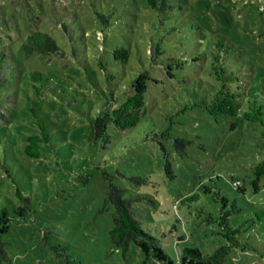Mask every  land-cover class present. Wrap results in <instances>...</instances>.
Listing matches in <instances>:
<instances>
[{"label": "rangeland", "instance_id": "obj_1", "mask_svg": "<svg viewBox=\"0 0 264 264\" xmlns=\"http://www.w3.org/2000/svg\"><path fill=\"white\" fill-rule=\"evenodd\" d=\"M172 1L186 3L208 39L232 43L237 58L250 61L253 80L264 82L261 0ZM163 25L171 24L141 0H0V52L14 60L16 72L6 86L11 92L0 95V206L9 207L11 219L2 236L9 261L0 258V264H143L135 243L123 257L111 241L112 208L101 211L108 176L126 197L141 198L133 211L172 264H181L185 247L209 256L227 244L221 226L227 218L244 247L232 248L224 264H264V212L255 215L264 210V176L254 173L264 160V125L244 122L229 131L227 119L216 121L196 107L181 111L193 103L189 91L201 89L200 62L178 80L160 79L148 94L149 114L137 126L110 127L106 145L92 137L91 122L151 67L153 43L162 41L161 59H187L185 41L192 50L201 47L199 34L186 39L179 31L167 34ZM36 31L59 48L39 64V57L17 52ZM121 46L132 58L119 68L112 58ZM33 70L42 81L29 80ZM7 71L0 69V79ZM32 109L52 139L38 158L24 151L37 120ZM175 137L191 142L184 155L176 152ZM242 182L244 194L231 185ZM17 192L28 209L15 211L25 205ZM151 264L161 263L152 257Z\"/></svg>", "mask_w": 264, "mask_h": 264}, {"label": "trees", "instance_id": "obj_2", "mask_svg": "<svg viewBox=\"0 0 264 264\" xmlns=\"http://www.w3.org/2000/svg\"><path fill=\"white\" fill-rule=\"evenodd\" d=\"M141 1L145 4L146 9L162 16L163 22L171 24L167 27L163 25L167 34L179 31L185 35L186 39H190V36H194V34H199L200 37L195 35V37L197 36L195 42L201 47L198 50H192L191 43L185 41L187 59L184 56H170L161 59L159 55L164 53L162 41L153 43L149 50L151 67H143L131 80V84L123 94L115 100V104L91 122L92 137L101 139L106 145L111 142L110 127L124 131L137 126L149 114L148 94L151 90L159 89L160 79L165 78L169 82L178 80L179 76L188 75V68L196 66L198 62H200L199 68L204 73V78L200 79L201 89L189 91L190 97L194 99L193 103H185L180 108L181 111L196 107L216 121L227 119L229 131H234L244 122L264 125V111L260 101L261 98L264 100V82L257 83L253 80L250 61L238 59L236 47L224 37L221 36V39L217 40L208 39L200 24L194 20V15L187 8L186 3H178L172 0ZM261 1L264 6V0ZM195 28L198 32L195 31ZM17 52L23 55H32L34 58L39 57L37 58V64H39L44 56L58 54L59 48L54 39L47 33L36 31L28 35L25 43L18 46ZM113 58L114 65L119 68L124 67L130 64L132 52L127 46H121L113 51ZM188 62L189 64H187ZM12 65L15 66L14 60H8L5 53L0 52V69L8 70L7 77L0 79V95H7L11 92V88L7 89L6 86L11 85L16 76L15 70L11 68ZM153 65H160V72H157L159 68ZM102 69L106 71L104 66ZM29 74V80L33 82L43 80V74L39 71L33 70ZM112 78L111 75L108 76V79ZM202 84L204 85L202 86ZM31 111L37 120L33 121V125H31L32 133L25 137L24 151L29 156L38 158L40 157V149L43 146H49L52 139L43 119L38 117L36 110L32 109ZM168 132L169 130L166 131V134ZM190 143L188 139L181 137H175L173 140L175 150L180 155L185 154ZM254 173L257 176H264V160L255 166ZM108 178V190L101 211L109 209V206L112 208L110 237L111 241L121 251L122 256L126 257L131 244L135 243L145 256L143 264H151L152 257L161 264H172V260L168 259L166 253L154 245V239L144 232L137 214L133 211L134 201H139L141 198L126 197L124 190L113 183L112 177L108 176ZM231 185L240 194L246 192L245 184L237 183L234 186L231 183ZM16 195L25 205L15 207V211L28 209L27 199L20 192H17ZM194 197L195 194L185 199L191 201ZM8 209V206H0V258L6 261H9V257L5 249L6 242L2 241V236L9 229L11 219ZM259 212L262 213L264 210L255 213L258 218ZM221 226L223 235L228 241L227 244L218 247L209 256H203L197 247H185L182 251L181 264H224L232 248L244 247L243 241L238 238V231L229 224L228 218L226 222L221 219ZM249 245L252 246L250 241Z\"/></svg>", "mask_w": 264, "mask_h": 264}]
</instances>
